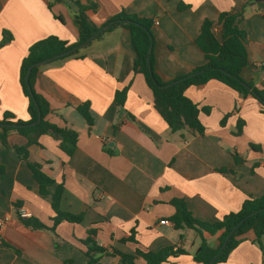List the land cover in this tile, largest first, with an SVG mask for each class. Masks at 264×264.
<instances>
[{"label":"crops","instance_id":"1","mask_svg":"<svg viewBox=\"0 0 264 264\" xmlns=\"http://www.w3.org/2000/svg\"><path fill=\"white\" fill-rule=\"evenodd\" d=\"M49 2L0 0V42L4 31L13 36L0 48V121L6 113L16 120L29 119L20 67L31 45L49 36L69 45L78 40L74 12L61 2L50 11ZM94 2L98 9L88 15L99 27L122 11L154 21V67L165 83L206 64L195 44L205 20L217 22L222 13H242L240 28L247 34L249 65L241 75L264 91V0ZM181 5L185 9L180 10ZM54 16L62 17L63 23ZM214 30L220 39V27ZM79 55L83 56L41 66L34 85L50 104L47 120L79 134L72 157L49 135L41 137L40 146L29 148L30 160L56 181L50 195L39 194L27 164L0 141V220H6L0 230V264H87L80 241L92 227L98 228L99 245L110 252L134 254L137 245L122 244L120 239L135 229L143 250L174 246L187 252L163 264H199L193 257L201 239L193 230L174 228L169 219L175 209L170 202L183 198L195 218L214 223L238 212L248 197L264 196V107L253 97L243 98L223 83L210 81L185 93L199 108L211 109L209 115L199 116L205 134L174 133L154 109L153 93L144 77L133 72L136 53L128 30L105 33ZM126 87L129 92L121 109L114 97ZM83 103L90 106L92 127L77 112ZM229 113L226 126H221ZM239 119L245 122L244 132L235 136ZM8 143L11 148L23 147L27 140L11 134ZM251 144L260 150H253ZM234 154L244 164L237 165ZM58 184L64 185L61 211L84 218L81 224H59L56 239L47 229L26 227L19 210L52 226V193ZM219 236L204 235L214 249L220 246ZM262 245L263 249L249 231L221 264H264ZM108 263L120 264V259L104 257L103 264ZM136 264L145 262L138 258Z\"/></svg>","mask_w":264,"mask_h":264},{"label":"trees","instance_id":"2","mask_svg":"<svg viewBox=\"0 0 264 264\" xmlns=\"http://www.w3.org/2000/svg\"><path fill=\"white\" fill-rule=\"evenodd\" d=\"M60 2L74 12V23L79 32L77 42L69 45L68 42L56 36H49L31 45L20 67V85L24 96L28 100L29 119L27 121L16 120L12 114L6 113L4 119L0 121L1 143L13 150L27 164L39 186V194L41 196L50 195V189L56 185V181L43 171L41 164L30 160L29 148L40 146L41 137L49 135L59 141L60 149L67 157H72L77 149L79 134L74 129L60 128L47 120V116L50 113V104L34 89L41 66H36L32 69L28 82L26 81V76L32 66L48 59L58 57L55 61H61L69 57H82L83 55H79L81 49L91 45L88 40L92 37L99 39L105 33L117 28H123L130 32L136 53L133 72L135 75L144 77L146 85L153 93L154 109L174 133L188 130L193 134H205L206 129L201 123L199 116L201 113L209 115L211 109L199 108L185 93L190 87L205 85L210 81L223 83L238 92L243 98L253 97L264 107V91L257 88L254 81L246 80L241 75L243 69L249 65L247 34L240 28L244 18L242 13L239 15H233L229 12L222 13L217 22L205 20L195 44L203 53L206 64L196 67L189 74L180 76L172 82L165 83L161 80L154 67L153 47L155 38L152 31L154 21L151 18H143L122 11L99 27L93 23L88 15L89 11L96 12L98 9V5L94 0H87L85 4L77 0H50L49 10L52 11L53 6ZM179 9L183 10L185 6L181 5ZM54 17L63 23L62 17ZM216 26L220 27L222 32L220 39L214 30ZM12 41L13 36L9 32L4 31L0 48ZM80 46L83 47L79 48ZM148 58L150 59L151 69L148 66ZM29 86L34 98L31 97ZM128 92L129 87H126L115 93V104L121 109L125 105ZM38 110L41 113V122L31 127L30 125L38 120ZM236 111H238L237 107H235ZM77 112L83 117L89 127L93 126L94 118L88 103L78 106ZM231 116L232 113L225 115L220 122L221 126H226ZM13 125L22 127H9ZM244 127L245 122L239 119L236 131L233 134L242 136ZM11 134L24 137L27 140V144L23 147L11 148L8 143V137ZM250 146L253 150H260L259 146L253 144ZM233 156L237 165L244 164L245 160L242 157L237 154ZM0 171L1 173L3 172L1 167ZM63 194L64 185L58 184L52 193L51 207L54 212V217L51 219L52 226L49 227L35 218H20V220L28 228L51 231L57 239L56 228L59 224L62 222L81 224L84 218L83 215H74L61 211L60 206ZM170 204L175 209V213L169 219L174 228L176 230H193L201 239L200 250L193 257L194 261L199 264H221L227 262L231 253L242 242V236L249 231L255 233L258 244L263 249L264 196L259 198L248 197L238 212L230 213L222 220L214 223L204 222L195 218L183 198H174ZM243 220L244 222L240 224ZM239 224L240 226L230 236L232 230ZM98 232V228L92 227L87 231L86 238L80 241L86 248L87 264H103L104 257H118L120 264H136L138 258L142 259L145 264H163L171 257L187 254L185 250L174 246L164 247L157 252L143 250L136 239L137 232L135 229H132L120 239L122 244L132 243L137 245L134 254L122 253L116 249H112L110 252L97 242ZM219 233L220 246L214 249L209 245L204 235L215 236Z\"/></svg>","mask_w":264,"mask_h":264},{"label":"water","instance_id":"3","mask_svg":"<svg viewBox=\"0 0 264 264\" xmlns=\"http://www.w3.org/2000/svg\"><path fill=\"white\" fill-rule=\"evenodd\" d=\"M94 39H95V37H92V38H90V39L88 40V42H91V41H93ZM86 44H87V43H86ZM81 47H83V46H80L79 48H81ZM66 54H67V53H66ZM61 56H63V55H61ZM57 58H58V57L51 58V59H48V60H46V61H44V62H40V63H38V64L32 66V67L30 68V70H29L27 76H26V81H27V82L29 81V76H30L31 71H32V69H33L34 67H36V66H43V65L49 64V63L55 61ZM147 62H148V66H149V68L151 69L150 59H149V58H148ZM162 88H164V87H162ZM248 89H250V88L248 87ZM29 90H30L31 97L34 98V95H33V92L31 91L30 86H29ZM41 119H42V117H41V113H40V111L38 110V120H37V122L32 123L30 126H31V127L36 126L37 124H39V123L41 122ZM9 127L17 128V127H22V126H19V125H13V126H9ZM243 222H244V220H243L240 224H242ZM240 224L237 225V226L232 230L230 236H231V235L237 230V228L240 226ZM230 236H229V237H230ZM224 246H225V245H224Z\"/></svg>","mask_w":264,"mask_h":264},{"label":"built area","instance_id":"4","mask_svg":"<svg viewBox=\"0 0 264 264\" xmlns=\"http://www.w3.org/2000/svg\"><path fill=\"white\" fill-rule=\"evenodd\" d=\"M155 24H158V23H155ZM19 215H20V218H25V219H28L29 217H31V214L24 209L19 210ZM5 223H6L5 219L0 220V230H2L4 228ZM164 223L167 225L170 224L169 221H164Z\"/></svg>","mask_w":264,"mask_h":264},{"label":"rangeland","instance_id":"5","mask_svg":"<svg viewBox=\"0 0 264 264\" xmlns=\"http://www.w3.org/2000/svg\"><path fill=\"white\" fill-rule=\"evenodd\" d=\"M70 10H72V9H70ZM73 11V10H72ZM108 264H110V263H108Z\"/></svg>","mask_w":264,"mask_h":264}]
</instances>
